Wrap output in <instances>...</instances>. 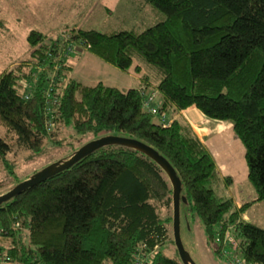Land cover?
<instances>
[{
  "label": "trees",
  "instance_id": "obj_1",
  "mask_svg": "<svg viewBox=\"0 0 264 264\" xmlns=\"http://www.w3.org/2000/svg\"><path fill=\"white\" fill-rule=\"evenodd\" d=\"M145 1L163 17L143 30L66 25V34L48 35L32 29V67L26 61L0 73V123L37 153L45 139L56 138L46 125L54 114L82 135L112 130L148 143L176 169L186 197L181 205L199 215L215 252L224 255L232 237L245 264H264V227L242 217L253 201L264 200V0ZM76 42L123 70L136 57L156 67L159 120L143 106L140 87L151 83L148 72L140 86L126 90L70 77L65 48ZM50 82L62 89L56 108L47 101ZM192 104L232 123L257 191L252 201L236 205L219 195L211 185L219 178L216 160L191 124L161 120L169 105ZM10 149L0 135V157L15 175ZM172 192L167 172L152 157L128 145H103L0 204L4 264H133L138 252L142 264H185L174 238L173 254L163 248ZM162 206H172V215L164 216Z\"/></svg>",
  "mask_w": 264,
  "mask_h": 264
},
{
  "label": "rangeland",
  "instance_id": "obj_2",
  "mask_svg": "<svg viewBox=\"0 0 264 264\" xmlns=\"http://www.w3.org/2000/svg\"><path fill=\"white\" fill-rule=\"evenodd\" d=\"M163 17L145 0H0V18L4 23L0 24V73L13 65L28 61L26 68L32 67L34 60L31 55L32 46L27 36L32 29L41 30L48 35L65 33L66 25L97 28L109 31L116 28H135L143 30L150 24ZM89 56L99 57L81 43L76 42L71 50L73 63L70 74L87 72L90 70L85 62ZM36 59V58H35ZM37 60V59H36ZM135 60H139L137 57ZM141 61V60H140ZM146 72L152 77L154 83L159 82L160 74L156 67H152L143 61ZM116 66V65H115ZM68 72V74H69ZM102 75H106L109 69L104 65L100 69ZM113 82H117L119 76L110 73ZM152 87V86H151ZM148 91L149 85L147 87ZM157 98L161 100L160 94ZM170 107L166 112H169ZM168 115V114H167ZM173 116V115H172ZM166 116V119H169ZM154 120H159V115H154ZM56 138L45 139L40 153L21 144L18 135L7 131L0 123V135L4 136L11 144L7 158L13 165L11 168L0 157V194L14 186L19 180H23L40 170L47 164L67 158L75 149L80 147L90 138L99 136L93 134H79L74 128L73 122H56L54 127ZM210 135V152L216 158L219 178L211 185L221 196L232 197L237 204L252 201L257 196L255 186L248 178V164L245 154V145L235 133L233 126L230 130ZM119 134L112 130L105 134ZM91 140V139H90ZM213 144V145H212ZM224 169L221 165L225 161ZM222 169V170H221ZM229 176V178H227ZM162 213L172 215V206L161 207ZM247 219L264 227V200L253 201L245 210ZM168 235L163 248L173 254L175 245L173 242V220L168 222ZM181 235L186 249L198 264H237L232 257L217 254L206 236L203 222L199 215L193 213L186 203L181 205ZM10 264V263H5Z\"/></svg>",
  "mask_w": 264,
  "mask_h": 264
},
{
  "label": "water",
  "instance_id": "obj_3",
  "mask_svg": "<svg viewBox=\"0 0 264 264\" xmlns=\"http://www.w3.org/2000/svg\"><path fill=\"white\" fill-rule=\"evenodd\" d=\"M123 144L134 147L146 153L152 157L156 162H158L164 170L167 172L170 181L173 186V229H174V240L178 248L179 254L185 264H198L189 251L186 249L182 235H181V201H185L186 197L181 194L182 191V180L178 175L176 169L171 164V162L162 155L155 147L149 145L148 143L127 135L123 134H106L99 136L97 138L91 139L80 147H78L74 153L65 159L53 161L40 170L36 171L34 174L26 179H23L12 186L7 191L0 194V204L14 196L15 194L21 192L29 186L35 185L48 177L54 175L55 173L70 167L80 158L91 153L95 149L106 145V144Z\"/></svg>",
  "mask_w": 264,
  "mask_h": 264
},
{
  "label": "crops",
  "instance_id": "obj_4",
  "mask_svg": "<svg viewBox=\"0 0 264 264\" xmlns=\"http://www.w3.org/2000/svg\"><path fill=\"white\" fill-rule=\"evenodd\" d=\"M85 62L87 63V66L90 67L89 68L90 70H88L86 73L80 72L76 74L74 73L73 70V74H70L69 72V76L88 85H96L99 82H103L108 85L117 86L122 90H126L131 87L140 86L142 84L141 76L143 73L146 72L144 64L140 60H134L133 65L128 70H123L104 59H100L99 57L89 56L88 58L85 59ZM136 64L141 65L140 71L135 69ZM104 65L109 69V72L106 75H102L100 72V69L103 68ZM111 72L119 76L117 82H113V79L110 77ZM156 85L157 83L151 81V83L149 84V89L152 88L151 90L153 89L156 90ZM169 107H170L169 112L168 113L166 112V115L168 114L167 116H169L171 114L170 119L178 118L185 122L190 123L193 129L196 131V133L200 136V138L206 144L208 149L211 151L212 148L210 147V145L213 142V139L209 145L210 135H212L214 132H219L221 134L222 132H225L224 135H226L227 134L226 131L232 128L231 122L209 118L195 104H192L182 109L175 108L174 105H169ZM225 162H227L226 157H225V161L221 165L222 169H224ZM219 168L220 167H218V170ZM224 197H228V196H224ZM242 217L245 218L246 213L245 214L243 213Z\"/></svg>",
  "mask_w": 264,
  "mask_h": 264
},
{
  "label": "built area",
  "instance_id": "obj_5",
  "mask_svg": "<svg viewBox=\"0 0 264 264\" xmlns=\"http://www.w3.org/2000/svg\"><path fill=\"white\" fill-rule=\"evenodd\" d=\"M73 49V43H70L67 48H65V51H71ZM52 79L54 78V75H52ZM51 79V81H52ZM143 95H144V99H143V106L150 110L151 112L158 114L159 113V106L161 104V100L157 98V90L153 89L148 91V89L146 88L145 85H141L140 87ZM47 101L51 102L53 104V106H55V108L57 107V104H60V99L62 96V89L60 88H56L52 86V83L50 82V84L47 87ZM163 123L165 125L169 124L172 122V119H166V114L163 115L162 119ZM49 129H52L55 127L56 125V120H55V114L53 116H51V118H49V120L47 121V124ZM4 232V228L1 226L0 227V239L2 238V233ZM236 246V243L234 241V239L232 237H230V244H229V248L225 247L223 249V254L227 257H232L234 259L235 262H237V264H245V260L242 257V252L240 250V248H234L233 247ZM146 244L142 243V248H145ZM236 249V250H235ZM152 251L149 253V255L151 254ZM144 258L142 256H140V252H138L135 255V260L133 264H142ZM5 261V257L1 254V250H0V264H4Z\"/></svg>",
  "mask_w": 264,
  "mask_h": 264
}]
</instances>
